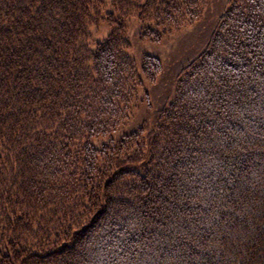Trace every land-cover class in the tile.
<instances>
[{
    "label": "trees",
    "instance_id": "trees-1",
    "mask_svg": "<svg viewBox=\"0 0 264 264\" xmlns=\"http://www.w3.org/2000/svg\"><path fill=\"white\" fill-rule=\"evenodd\" d=\"M207 4L0 0V264H264V0H227L154 129L120 132L162 67L128 20L159 40Z\"/></svg>",
    "mask_w": 264,
    "mask_h": 264
},
{
    "label": "rangeland",
    "instance_id": "rangeland-1",
    "mask_svg": "<svg viewBox=\"0 0 264 264\" xmlns=\"http://www.w3.org/2000/svg\"><path fill=\"white\" fill-rule=\"evenodd\" d=\"M207 2L200 19L163 35L159 40L140 39L141 22L135 17L128 20L127 34L132 42L129 53L139 63L145 54L155 55L160 59L162 67L156 79L146 81L145 86L141 88L139 99L130 111V118L125 125H122L120 132L131 131L139 126H143L147 131L151 127L153 130L161 111L169 107L175 97L179 72L204 50L221 14L227 7V0H207ZM110 29L104 21L98 26H92L93 41L98 42L103 39ZM107 140V137H101L94 140V143L100 146Z\"/></svg>",
    "mask_w": 264,
    "mask_h": 264
}]
</instances>
